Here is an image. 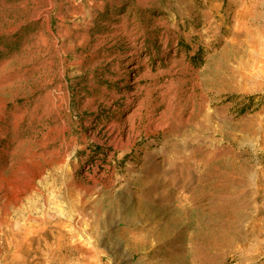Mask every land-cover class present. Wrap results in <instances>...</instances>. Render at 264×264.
Returning a JSON list of instances; mask_svg holds the SVG:
<instances>
[{
    "label": "rangeland",
    "instance_id": "rangeland-1",
    "mask_svg": "<svg viewBox=\"0 0 264 264\" xmlns=\"http://www.w3.org/2000/svg\"><path fill=\"white\" fill-rule=\"evenodd\" d=\"M0 264H264V0H0Z\"/></svg>",
    "mask_w": 264,
    "mask_h": 264
}]
</instances>
